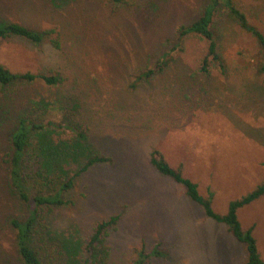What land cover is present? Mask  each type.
<instances>
[{
	"label": "rangeland",
	"instance_id": "rangeland-1",
	"mask_svg": "<svg viewBox=\"0 0 264 264\" xmlns=\"http://www.w3.org/2000/svg\"><path fill=\"white\" fill-rule=\"evenodd\" d=\"M208 1L0 0V25L56 29L61 41L56 49L48 41L34 46L2 40L1 64L14 72L57 73L63 79L55 88L0 86V264H22L12 222L26 220L30 208L10 182L9 135L14 119L28 110L19 99L34 98L33 93L59 108L56 113L49 104L46 113L37 114L39 120L58 126L68 121L75 130L59 126L53 139H79L80 152L64 165L63 181L90 155L113 161L76 178L64 194L67 203L48 217L50 243H85L98 222L122 214L109 239L110 264H135L139 252L149 254L158 244L164 256L145 264L245 261V245L150 164L151 151L157 150L173 167L183 165L203 196L209 189L214 193L217 212H225L264 178V74L258 72V44L222 8L215 28L226 73L213 64L208 74L202 71L207 44L196 35L173 49L178 28L193 22ZM233 1L264 31V0ZM168 53L171 62L162 72L140 78ZM26 190L31 198L36 195L32 185ZM240 220L245 228L255 227L264 258V197L242 209ZM35 248L45 264H69L45 245Z\"/></svg>",
	"mask_w": 264,
	"mask_h": 264
},
{
	"label": "trees",
	"instance_id": "trees-1",
	"mask_svg": "<svg viewBox=\"0 0 264 264\" xmlns=\"http://www.w3.org/2000/svg\"><path fill=\"white\" fill-rule=\"evenodd\" d=\"M56 1V0H50ZM66 1V0H61ZM112 4L121 5L127 0H111ZM226 9L228 15L239 25L240 29L249 34L258 44L262 60L258 63L259 74H264V31L260 26L253 24L233 0H209L208 4L202 9L201 14L191 23L181 25L178 28L175 47H179L184 38L189 35H196L206 41L207 52L202 61V71L209 73V67L213 64L226 73L224 57L219 51L220 35L215 28V18L219 9ZM9 39H19L32 44L41 46L47 41L56 49H60V34L56 29L46 31L35 30L29 26L17 22H10L0 25V41ZM163 61L155 64L154 68L146 70L140 78L149 79L152 75L162 72L171 60L170 53L166 54ZM63 82L57 73H34L31 71L14 72L5 68L0 62V86L6 87L11 84L22 86H37L42 84L46 88H55ZM20 98V105L28 107L26 112L20 114L10 133V150L8 165L9 178L11 184L19 193L20 201L30 208V214L24 221L14 220L12 225L17 231L16 245L17 253L22 264H45L36 250V245H45L53 249V253L68 259L69 264H76L79 254L82 253L81 264H110L113 248L109 239L116 231L122 214H115L98 222L92 231L88 241L81 243L74 240L62 241L58 245L50 243L51 237L47 227L48 217L56 207L64 206V194L74 187V181L78 177L87 174L91 169L104 164H112V158L93 154L85 158L84 163L78 168L73 177L66 181L64 165L68 160H72L78 155V140L73 143L56 142L52 136L57 130L62 128L72 129L71 124L66 121L64 125H56L55 122L39 120L37 114L42 110L59 112L57 103H50L42 97ZM40 98V99H39ZM60 102V100H58ZM3 115L0 106V123ZM82 150H85L82 148ZM81 150V151H82ZM150 164L155 168L159 175L170 179L179 186L185 195L195 204L200 206L205 216L226 226L228 233L239 243L245 245L246 259L239 264H264L258 241L255 237V227L245 228L240 220V212L245 207L252 205L264 197V178L258 185L246 195L231 201L226 207L225 212H217L214 208V193L208 190V195L203 196L199 191V185L185 176L183 165L173 167L166 158L157 150L151 151ZM27 185H32L36 195L31 198L26 190ZM53 239H50L52 241ZM56 248H55V247ZM164 252L160 249V244L156 245L151 253L139 252L138 260L135 264H145L151 257L161 258Z\"/></svg>",
	"mask_w": 264,
	"mask_h": 264
}]
</instances>
